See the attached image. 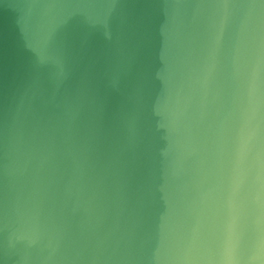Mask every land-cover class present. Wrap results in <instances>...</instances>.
<instances>
[{
	"label": "water",
	"instance_id": "obj_1",
	"mask_svg": "<svg viewBox=\"0 0 264 264\" xmlns=\"http://www.w3.org/2000/svg\"><path fill=\"white\" fill-rule=\"evenodd\" d=\"M0 264H264V0H0Z\"/></svg>",
	"mask_w": 264,
	"mask_h": 264
}]
</instances>
